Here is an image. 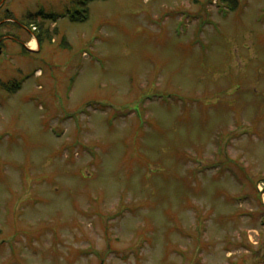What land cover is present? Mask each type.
Masks as SVG:
<instances>
[{"label": "rangeland", "instance_id": "374dc122", "mask_svg": "<svg viewBox=\"0 0 264 264\" xmlns=\"http://www.w3.org/2000/svg\"><path fill=\"white\" fill-rule=\"evenodd\" d=\"M75 5L7 3L0 264H264V0Z\"/></svg>", "mask_w": 264, "mask_h": 264}, {"label": "flooded vegetation", "instance_id": "af4514ba", "mask_svg": "<svg viewBox=\"0 0 264 264\" xmlns=\"http://www.w3.org/2000/svg\"><path fill=\"white\" fill-rule=\"evenodd\" d=\"M9 0H0V60H3L6 64V67H9L12 71L13 69L11 68V62L13 61V59L16 58V44L17 43H21L23 39H26L28 37H35V39L37 41H41L44 45L43 40V32L41 31V29L38 30L37 33H33L30 30V27H25L24 29L21 30V28H16V21L12 20L10 17L11 15V11L8 9L7 3ZM34 14H30V18H37L34 17ZM39 13L36 14V16H38ZM39 17V16H38ZM7 25H12L13 30L10 31L8 29L5 28V26ZM46 36V35H45ZM22 39V40H21ZM23 43V42H22ZM24 47L28 50V42L27 43H23ZM30 52V51H28ZM41 52V50L39 51ZM30 53H36V52H30ZM12 82H10L9 84H11ZM17 83V81L15 82V84L13 83L12 86H15ZM7 84V85H9ZM4 86L1 85L0 89L3 91Z\"/></svg>", "mask_w": 264, "mask_h": 264}, {"label": "trees", "instance_id": "16d2710c", "mask_svg": "<svg viewBox=\"0 0 264 264\" xmlns=\"http://www.w3.org/2000/svg\"><path fill=\"white\" fill-rule=\"evenodd\" d=\"M92 1H95V0H74V2H75V4L76 5H80V6H82L83 8H86L87 6H88V4H89V2H92ZM75 5V6H76ZM44 13V12H43ZM42 12H40L39 14H38V16H43V19H45V20H53V21H57L58 19H59V16L57 15V14H55V13H53V14H43ZM75 13H77V11L76 10H74L73 12H72V14H75ZM65 16V14H63L62 15V17H64ZM88 19V16H87V9H84V11L79 15V16H77V17H75L74 15H72V18H71V20L74 22H85L86 20ZM15 87V86H14ZM14 87H12V88H14ZM12 88L11 87H9V90H12ZM15 89V88H14Z\"/></svg>", "mask_w": 264, "mask_h": 264}, {"label": "bare ground", "instance_id": "6f19581e", "mask_svg": "<svg viewBox=\"0 0 264 264\" xmlns=\"http://www.w3.org/2000/svg\"><path fill=\"white\" fill-rule=\"evenodd\" d=\"M37 42L34 40V42L30 45L31 49H35L37 47Z\"/></svg>", "mask_w": 264, "mask_h": 264}]
</instances>
